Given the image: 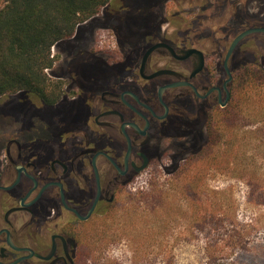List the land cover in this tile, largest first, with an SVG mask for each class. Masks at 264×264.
I'll return each mask as SVG.
<instances>
[{"label":"flooded vegetation","instance_id":"flooded-vegetation-1","mask_svg":"<svg viewBox=\"0 0 264 264\" xmlns=\"http://www.w3.org/2000/svg\"><path fill=\"white\" fill-rule=\"evenodd\" d=\"M54 48L55 101L10 94L0 126V264H104L93 222L235 124L238 80L264 91V0H110Z\"/></svg>","mask_w":264,"mask_h":264},{"label":"rangeland","instance_id":"rangeland-1","mask_svg":"<svg viewBox=\"0 0 264 264\" xmlns=\"http://www.w3.org/2000/svg\"><path fill=\"white\" fill-rule=\"evenodd\" d=\"M3 4L0 0V8ZM95 38L94 45L103 50H109L114 41L105 30L98 31ZM55 51L52 48L51 54ZM10 98L1 97L0 126L9 121L10 112H16V103ZM19 112L25 128L26 122L37 125L44 121L33 110L21 107ZM247 116L238 117L236 124L232 151L236 179L211 170L204 186L185 192L177 187L152 188L148 186L151 173H143L141 183L130 190L141 193L133 208L119 207L109 218L93 222L95 249L107 244L104 252L99 251L104 255L97 258L104 264H264V126L256 120L250 122ZM250 116L263 117L260 113ZM163 179L161 173L156 182ZM192 190L203 191L204 198L199 197L205 202L203 226L197 204L191 201Z\"/></svg>","mask_w":264,"mask_h":264},{"label":"trees","instance_id":"trees-1","mask_svg":"<svg viewBox=\"0 0 264 264\" xmlns=\"http://www.w3.org/2000/svg\"><path fill=\"white\" fill-rule=\"evenodd\" d=\"M109 2L110 0H4L0 8V98L22 92L29 93L40 101L53 103L56 98L52 96L59 88L49 81L46 73L54 62L51 49L69 39L79 25L93 18ZM236 92V123L219 124L211 133L209 144L187 154L171 180L163 175L165 179L155 182L151 185L152 188L177 187L185 188V192L187 188L199 189L204 186L211 170L218 175L236 179V162L232 151L236 147L238 117L254 113L264 116V91L256 81L247 86L244 81L238 80ZM261 120L258 123H263L264 126ZM195 192L192 190L189 194L191 201L197 204L203 226V191L196 192V200L193 199ZM139 195L140 192L136 195V202ZM199 197H203L202 200Z\"/></svg>","mask_w":264,"mask_h":264}]
</instances>
